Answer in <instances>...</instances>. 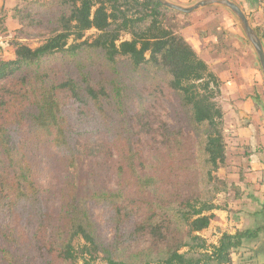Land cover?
<instances>
[{"label": "trees", "instance_id": "1", "mask_svg": "<svg viewBox=\"0 0 264 264\" xmlns=\"http://www.w3.org/2000/svg\"><path fill=\"white\" fill-rule=\"evenodd\" d=\"M18 10L22 23L45 13L55 26L36 48L10 41L12 57L0 61V218L20 214L42 228L50 224L46 251L33 264H79L82 256L99 254L105 264H234L245 235L224 233L212 245L200 235L220 209L218 198L238 188L218 177L228 159L222 81L181 29L167 24L182 14L158 0H31ZM91 30L97 36L85 39ZM140 85L151 102L163 90L178 99L193 136L190 158L183 131L152 120ZM63 96L99 136L83 149ZM22 129L61 157L65 179L55 216L43 207L37 168L17 147L14 135ZM85 158L108 167L104 177L113 176L115 188L99 182L103 169L83 177ZM92 205L108 213L113 244L101 236ZM16 235L0 228V264H25L12 250Z\"/></svg>", "mask_w": 264, "mask_h": 264}, {"label": "rangeland", "instance_id": "2", "mask_svg": "<svg viewBox=\"0 0 264 264\" xmlns=\"http://www.w3.org/2000/svg\"><path fill=\"white\" fill-rule=\"evenodd\" d=\"M30 1L31 0H0V61L11 59L13 49H11L10 41L19 39L24 44L36 48L46 39L50 31L55 27L53 26L52 19L45 13H41L34 21L29 19L26 23H22L23 15L19 13L18 9L26 6ZM32 1L42 3L49 0ZM167 24L169 27L181 29L185 39L193 47L196 46V52L201 55V57L208 56L206 53H203V48H213L210 49L208 53L211 58L213 57L215 59L214 62L209 65L212 71H214L222 81L221 96L218 101L225 111V121L227 122L228 128V147L230 148V152H234L233 148H238L242 142L246 141L248 134L252 133L248 128L249 125H253V130H256L258 128V123H260L261 125L257 135L260 134L264 136V125L261 123L263 119L259 109L253 106V104L249 106L247 111L245 108H242L244 107L243 103H248V101L249 103L251 102V99L254 98V92L251 93L245 90L240 92L237 87H227V85H224L227 80L235 79L233 74L234 69H240L243 58L241 49L235 47L239 43L238 36H240V32L233 17L223 8L211 7L200 13H195L194 15H171ZM97 34L96 30H91L85 35V39L93 40ZM122 40H131V37L123 36ZM226 51L229 52V54H227ZM138 89L144 98H149L146 103V105H149L151 102L150 91L143 85H140ZM257 90L258 88H256V98L260 96ZM157 98L158 101H152L149 108L152 120H162L172 128H176L177 130L181 129L186 137L184 144L188 147L185 151L188 153V158H190V155L195 153V149H193V136L186 125L183 115L180 113L181 110L178 99L167 90H163V93L157 95ZM62 99L64 103L63 109L67 119L70 120L76 143L83 149V146L87 147V144L90 143L89 139L96 140L99 136L92 133L91 129L85 126V122L82 120H87V117L80 115L78 104L67 96H63ZM139 101L138 97L134 100L133 107L136 110ZM84 114L87 115V111H84ZM242 120L248 122L246 126L248 132L243 129L241 137L238 139L235 138L234 134L237 127H243ZM12 126L16 127L14 123ZM14 136L18 143L17 147L20 148L29 161L37 168L38 173L36 179L43 194L41 198L43 207L49 214L53 216L57 215L60 209V190L65 179L60 155L52 150L48 144H44V142L40 143L34 133L27 129H22ZM153 145L155 146L153 142H150L147 149L148 152L152 150L151 146ZM241 164L243 166L239 165L238 159L233 158V156L229 154L225 166L221 168L218 173V177L221 180H225L230 187L235 186L233 182L234 178H246L247 182L250 181L254 184L256 178L245 171V169L250 166L248 158H245L243 161L241 160ZM101 166L104 168L99 167L92 158H85L81 168V175L90 180L91 176L98 169H103V171L99 172V182L104 184L106 188H115V178L110 174L104 177L108 167ZM262 170L260 177L264 176V166ZM233 193L234 191L230 190V194L232 195ZM216 204L228 213L227 221H229V225L227 229H225L226 233L229 232V234L234 235L238 232L246 231L248 226L244 220V216L240 214L241 209L245 206L244 204L240 202L231 204L228 194L221 195ZM90 209L99 226L101 236L107 243L113 244L115 232L114 227L107 220L108 213L105 212L102 207L95 205H92ZM49 225L50 224H47L46 228H42L37 218L32 219L20 214H4L0 218V228L4 226L7 229H14L16 231L18 243L12 250L20 257H23L25 264H33L35 257L46 251V246L52 235V229ZM200 235L206 239L209 245H212L219 242L223 232L221 235L209 230V232L203 231ZM217 235L221 236L217 237ZM254 239H249L243 246L234 251L232 256L234 264H259L256 258L257 254H255V250L259 244H256L253 241ZM82 245L83 243H77L78 248ZM148 247L149 244L147 243L143 244L138 249L132 248L129 254L136 253V251ZM79 264H105L104 255L99 254L97 257L84 255L79 261Z\"/></svg>", "mask_w": 264, "mask_h": 264}, {"label": "crops", "instance_id": "3", "mask_svg": "<svg viewBox=\"0 0 264 264\" xmlns=\"http://www.w3.org/2000/svg\"><path fill=\"white\" fill-rule=\"evenodd\" d=\"M176 1L180 3H188L191 2L192 0H185V1L176 0ZM233 1L239 4L246 12V14L253 19V26L256 28L258 33L264 38V12L260 11L259 9V0H233ZM239 37H241V33L240 36H238L239 43L237 44V46H235L237 49H241L242 51L241 55L243 58L240 64V69L239 68L236 70L234 69L233 74L235 76V79L227 80L226 83L224 82L225 83L224 85H227V87L229 86L237 87L240 92L244 90L251 93L254 92V98L251 99L250 103L249 101L248 103L247 102L243 103L244 107L242 108H245L247 111L251 104L257 107L262 115L263 120H261V123H263L264 125V114L261 108L257 105V101H261V100L264 101V80L259 68L257 67L256 59L253 52L251 51L249 46H245L239 40ZM195 47L193 48L196 50ZM210 49L213 48L212 47L203 48V53H206L208 56L202 55L203 56L202 58L206 59L208 63L211 65L214 62L215 58L213 57L211 58V56H209L208 52L210 51ZM226 53L229 54V52L227 51ZM256 88H258L257 91L260 94V96L257 98L255 97ZM242 123H243V127L241 128L237 127L236 129V132L234 134L235 138L239 139V137H241L243 129L248 132L246 127L248 122L242 120ZM260 125L261 124L258 123L257 125L258 128L256 130H253V125L248 126V128L252 133L248 134L246 141L242 142L238 148L236 147L233 148L234 152H230V148L228 147V155L231 154L233 158L238 159L240 166H243L241 164V160L243 161L245 158L246 159L248 158V161L250 162V166L247 169H245V171L248 172L249 174H252L253 177L256 178V182L254 181V184H252V182L250 181L247 182L246 178L244 179L234 178L233 182L235 183V186L238 188V190L234 191L232 195L230 194V192L228 194V197H230L231 204L240 202L245 205L241 209L240 214H242L245 218L244 220L248 226L246 230L248 231L251 228L253 229L257 224L262 223V220L264 219V176L260 177L264 166V160H263L264 136L260 134L257 135ZM258 202H260L261 208L255 207V205H257ZM245 213L248 214L250 217L246 216ZM213 214L215 215V218L211 222L210 227L205 231L209 232L210 230L211 232H215V233L217 232L218 234L221 235L222 232L223 234L226 233L225 229H227L229 225V221H227V215H228L227 211L220 208L215 210ZM259 231L261 232V230ZM221 235H217V237H220Z\"/></svg>", "mask_w": 264, "mask_h": 264}, {"label": "water", "instance_id": "4", "mask_svg": "<svg viewBox=\"0 0 264 264\" xmlns=\"http://www.w3.org/2000/svg\"><path fill=\"white\" fill-rule=\"evenodd\" d=\"M158 2L163 7L185 16L201 12L211 7H219L226 10L233 17L235 24L241 33L239 40L245 46H249L253 52L257 67L259 68L264 80V38L253 26V19L246 14L239 4L233 0H192L188 3H180L176 0H158ZM257 105L261 108L264 114V101H257ZM250 230L252 232L261 230L257 239H254L253 241L256 244H259L255 250V254H257V261L259 264H264V222L257 224ZM247 241V239H244L242 246Z\"/></svg>", "mask_w": 264, "mask_h": 264}, {"label": "flooded vegetation", "instance_id": "5", "mask_svg": "<svg viewBox=\"0 0 264 264\" xmlns=\"http://www.w3.org/2000/svg\"><path fill=\"white\" fill-rule=\"evenodd\" d=\"M256 208H261L260 206V202H258L257 205H255ZM263 210V209H262ZM246 216H249L248 214L245 213ZM250 217V216H249ZM264 220V219H263ZM262 220V222H263ZM260 233V231H255V232H252V231H245V232H241V234L245 235V239L249 240V239H254V238H257L258 237V234Z\"/></svg>", "mask_w": 264, "mask_h": 264}, {"label": "built area", "instance_id": "6", "mask_svg": "<svg viewBox=\"0 0 264 264\" xmlns=\"http://www.w3.org/2000/svg\"><path fill=\"white\" fill-rule=\"evenodd\" d=\"M259 9L264 12V0H259Z\"/></svg>", "mask_w": 264, "mask_h": 264}]
</instances>
